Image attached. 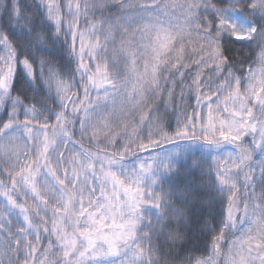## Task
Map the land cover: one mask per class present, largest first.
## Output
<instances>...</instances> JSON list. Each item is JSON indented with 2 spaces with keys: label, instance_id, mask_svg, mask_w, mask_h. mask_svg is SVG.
Returning <instances> with one entry per match:
<instances>
[{
  "label": "snow or ice",
  "instance_id": "1",
  "mask_svg": "<svg viewBox=\"0 0 264 264\" xmlns=\"http://www.w3.org/2000/svg\"><path fill=\"white\" fill-rule=\"evenodd\" d=\"M0 264H264V0H0Z\"/></svg>",
  "mask_w": 264,
  "mask_h": 264
},
{
  "label": "trees",
  "instance_id": "2",
  "mask_svg": "<svg viewBox=\"0 0 264 264\" xmlns=\"http://www.w3.org/2000/svg\"><path fill=\"white\" fill-rule=\"evenodd\" d=\"M175 126V121L173 120V127Z\"/></svg>",
  "mask_w": 264,
  "mask_h": 264
}]
</instances>
